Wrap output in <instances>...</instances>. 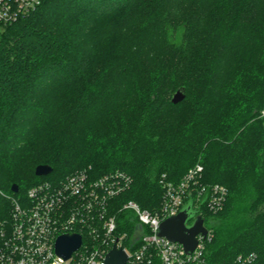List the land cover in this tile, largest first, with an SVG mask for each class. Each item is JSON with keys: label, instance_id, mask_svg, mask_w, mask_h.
<instances>
[{"label": "trees", "instance_id": "trees-1", "mask_svg": "<svg viewBox=\"0 0 264 264\" xmlns=\"http://www.w3.org/2000/svg\"><path fill=\"white\" fill-rule=\"evenodd\" d=\"M242 54L247 71L231 66ZM263 110L264 0H43L0 24V222L10 198L82 170L128 174L111 207L153 214L161 181L200 164L204 185L228 190L223 210L206 213L208 263L264 264ZM40 165L52 173L37 177ZM128 213H114L124 247Z\"/></svg>", "mask_w": 264, "mask_h": 264}, {"label": "built area", "instance_id": "built-area-1", "mask_svg": "<svg viewBox=\"0 0 264 264\" xmlns=\"http://www.w3.org/2000/svg\"><path fill=\"white\" fill-rule=\"evenodd\" d=\"M43 0H0V24L10 25L30 14ZM264 118V110L261 114ZM204 167L197 164L178 184L161 181L163 201L155 213L135 202L124 210L137 217L138 238L124 247L127 235H117V216L110 215L111 200L132 187L124 172H110L92 178L82 170L60 184L43 181L29 189L26 202L12 201L11 220L0 222V264H103L115 245L128 254L127 264H209L207 244L212 228L206 225V213L223 210L228 190L222 185L202 183ZM189 204L201 218L207 235H198L195 251L188 254L183 245L159 236L161 224L176 217ZM189 225V223H188ZM78 234L81 247L65 260L56 253L57 239ZM233 264H260L255 254L241 255Z\"/></svg>", "mask_w": 264, "mask_h": 264}, {"label": "water", "instance_id": "water-1", "mask_svg": "<svg viewBox=\"0 0 264 264\" xmlns=\"http://www.w3.org/2000/svg\"><path fill=\"white\" fill-rule=\"evenodd\" d=\"M186 98L184 90L177 91L172 98V103L177 105ZM52 167L48 165H40L36 168L35 175L37 177H47L52 173ZM12 192L17 194L19 186L14 184L11 188ZM196 213L192 211V204L186 206L176 217L165 220L159 230V236L168 239L174 243L183 245L185 251L191 254L198 245L197 236L206 237L207 229L204 227V221L201 218L195 220L194 224L189 226L188 223L195 217ZM82 245V237L78 234L62 235L56 242V253L63 259H69L72 254ZM128 254L117 245L108 253L103 264H127Z\"/></svg>", "mask_w": 264, "mask_h": 264}, {"label": "rangeland", "instance_id": "rangeland-1", "mask_svg": "<svg viewBox=\"0 0 264 264\" xmlns=\"http://www.w3.org/2000/svg\"><path fill=\"white\" fill-rule=\"evenodd\" d=\"M247 58L246 57H244L243 56V54L241 55V58H237V60H235V62H232L231 63V66L233 67H237V68H244V70L245 71H247L249 68H251V66H245V64H247ZM244 71V72H245ZM107 125V122H106V124L105 123H99V124H96L95 126H93V129L95 130V132H98L100 129H101V132H104L105 131V126ZM90 176L92 177V174H90ZM93 178V177H92ZM123 204L122 205H120V207L118 206H115L114 205V207L112 208V207H110V215H116V214H114L116 211H118V209H120V208H123L126 204H127V202H125L124 203V201L122 202ZM136 203V202H135ZM120 204V203H119ZM137 204V203H136ZM114 208H118V209H116V211H115V209ZM128 212H130V213H128L127 215H126V217H127V219L129 220V219H131V222H134V224H131L130 223V221L128 222L129 224H131V226H130V228H129V233H130V240L131 241H136L137 240V238H138V231H137V228L139 227L138 226V224L136 223L137 222V217H136V215L132 212V211H129V210H127ZM117 216V215H116ZM117 222H118V220H117ZM194 224V222L192 221H190L189 222V226H191V225H193ZM206 225L208 226V227H210L211 225H212V223L210 222V221H207V223H206ZM137 227V228H136ZM247 256V255H246ZM259 263H260V261H259ZM261 264V263H260Z\"/></svg>", "mask_w": 264, "mask_h": 264}]
</instances>
